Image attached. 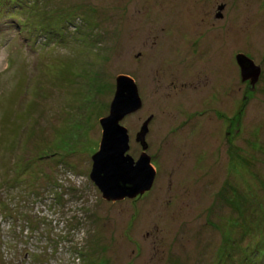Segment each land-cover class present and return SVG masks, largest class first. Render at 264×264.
I'll return each mask as SVG.
<instances>
[{
  "label": "rangeland",
  "instance_id": "obj_1",
  "mask_svg": "<svg viewBox=\"0 0 264 264\" xmlns=\"http://www.w3.org/2000/svg\"><path fill=\"white\" fill-rule=\"evenodd\" d=\"M120 76L157 179L112 203L90 174ZM0 264H264V0H0Z\"/></svg>",
  "mask_w": 264,
  "mask_h": 264
},
{
  "label": "water",
  "instance_id": "obj_2",
  "mask_svg": "<svg viewBox=\"0 0 264 264\" xmlns=\"http://www.w3.org/2000/svg\"><path fill=\"white\" fill-rule=\"evenodd\" d=\"M236 60L242 82L249 81V85L254 89L259 81L261 68L244 55H238ZM142 106L134 80L127 76L118 77L109 116L100 122L103 135L100 150L92 158L93 166L90 174L91 182L107 202L135 200L149 193L154 186L157 173L151 166L146 141L152 118L142 125L136 135L135 142L143 150L137 161L129 155L130 135L122 126L124 119L139 112Z\"/></svg>",
  "mask_w": 264,
  "mask_h": 264
},
{
  "label": "flooded vegetation",
  "instance_id": "obj_3",
  "mask_svg": "<svg viewBox=\"0 0 264 264\" xmlns=\"http://www.w3.org/2000/svg\"><path fill=\"white\" fill-rule=\"evenodd\" d=\"M147 137H148V135H147ZM147 139V138H146ZM141 147V146H140ZM141 150H142V147H141ZM142 153H143V151H141ZM142 153H141V155H142ZM147 154L149 155V148H148V151H147ZM149 157H150V155H149ZM151 158V166L154 168V163H153V158L152 157H150ZM154 170H155V168H154ZM156 173H157V171H156ZM156 179H157V174H156ZM156 179H155V181H156ZM154 187V186H153ZM152 190H153V188H152ZM152 190L150 191V192H152ZM149 192V193H150ZM149 193H146L145 195H143V196H141V197H138L137 199H135L134 201H138V200H141V199H143L147 194H149Z\"/></svg>",
  "mask_w": 264,
  "mask_h": 264
}]
</instances>
